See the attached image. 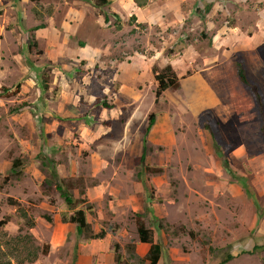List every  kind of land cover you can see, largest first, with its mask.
<instances>
[{"label": "rangeland", "instance_id": "374dc122", "mask_svg": "<svg viewBox=\"0 0 264 264\" xmlns=\"http://www.w3.org/2000/svg\"><path fill=\"white\" fill-rule=\"evenodd\" d=\"M107 1L0 0V264H149L138 223L157 264H264V124L234 72L264 101V0ZM44 158L104 238L62 221Z\"/></svg>", "mask_w": 264, "mask_h": 264}, {"label": "trees", "instance_id": "16d2710c", "mask_svg": "<svg viewBox=\"0 0 264 264\" xmlns=\"http://www.w3.org/2000/svg\"><path fill=\"white\" fill-rule=\"evenodd\" d=\"M35 1V0H34ZM135 4L141 8L144 7L145 3L143 0H133ZM108 4L107 0H98L95 4L96 6H102ZM210 5L206 6V12L209 11ZM107 20V19H105ZM119 29V27H117ZM234 72L235 75L240 83V85L248 91L251 99L255 105L257 113L261 116L262 122L264 124V101L262 93L260 92L258 86L252 83L247 75L245 68L243 66V62L240 58H238L234 62ZM153 78L156 82V89H155V101L157 102L161 95L166 90H173L178 88L179 83L175 73L172 71L170 66H167L163 71L158 73L155 68L152 69ZM208 117V114H206ZM155 122V114L151 113L148 115L147 118V125L145 127V134H148L152 126ZM203 128L207 130H211L210 121L208 119H204L200 121ZM144 158V152L140 157V161ZM46 161V163H45ZM50 162L47 160L42 161V166L48 168L49 171L45 172L46 180H48L54 187L55 191L57 192L60 199H62L63 204L65 206L66 212L63 213L62 221L66 223H70L74 225L75 234L77 237H84L88 240L93 239H102L104 238V231H100L99 233H94L90 227V224L87 222L86 219V212H90L93 208L87 201L83 199H76L74 198L72 191L76 188L74 183L70 180H63L58 177V174L53 166L49 165ZM16 164L12 167L15 168ZM84 206V207H80ZM47 221H50L48 217H46ZM4 224V223H0ZM138 241L142 244H147L149 249L145 256V259L148 261L149 264H157L160 258V247L158 244L154 243L153 241V234L151 231L144 228L142 223H138L136 227ZM117 260V258H116Z\"/></svg>", "mask_w": 264, "mask_h": 264}]
</instances>
